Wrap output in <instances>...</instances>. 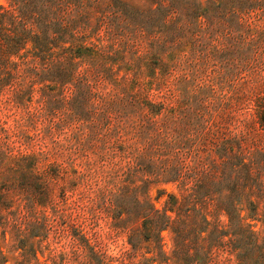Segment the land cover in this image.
Instances as JSON below:
<instances>
[{"label":"rangeland","instance_id":"obj_1","mask_svg":"<svg viewBox=\"0 0 264 264\" xmlns=\"http://www.w3.org/2000/svg\"><path fill=\"white\" fill-rule=\"evenodd\" d=\"M47 1L0 46V264H264V0Z\"/></svg>","mask_w":264,"mask_h":264},{"label":"trees","instance_id":"obj_2","mask_svg":"<svg viewBox=\"0 0 264 264\" xmlns=\"http://www.w3.org/2000/svg\"><path fill=\"white\" fill-rule=\"evenodd\" d=\"M34 0H22V2L25 3L24 11H20V17L22 19L31 17L34 20H37V25L40 28L45 27V29H41L40 32L35 30V28H32L31 30H27L24 27L16 26L15 21L17 20L16 16L10 15L9 11H4L2 7H0V46H23L25 43H28L29 41H32V43L36 46H44L46 43H48L50 40L48 39V29L46 27L47 17L46 15L49 13L48 6H50L53 1H47V0H40V2H43L40 6V9H38V5H33ZM51 2V3H50ZM27 3V4H26ZM17 4V3H16ZM1 12H4L1 14ZM37 17H36V15ZM11 16V17H9ZM10 18L14 21V29L8 30L10 34L4 33V30L2 28V23L5 19ZM35 27V26H34ZM3 41L4 43H1Z\"/></svg>","mask_w":264,"mask_h":264}]
</instances>
